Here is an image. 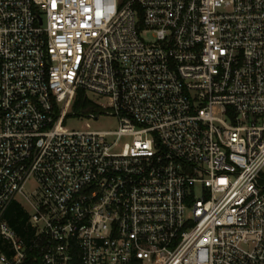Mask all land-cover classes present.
Listing matches in <instances>:
<instances>
[{"label": "built area", "instance_id": "built-area-1", "mask_svg": "<svg viewBox=\"0 0 264 264\" xmlns=\"http://www.w3.org/2000/svg\"><path fill=\"white\" fill-rule=\"evenodd\" d=\"M0 264H264V0H0Z\"/></svg>", "mask_w": 264, "mask_h": 264}, {"label": "rangeland", "instance_id": "rangeland-1", "mask_svg": "<svg viewBox=\"0 0 264 264\" xmlns=\"http://www.w3.org/2000/svg\"><path fill=\"white\" fill-rule=\"evenodd\" d=\"M89 97L93 99L95 98L91 94H89ZM65 125L67 128L74 131L83 130L89 127L91 131L113 132L118 129V118L105 115L100 116L97 120H91L88 117L70 118L65 122ZM36 189L37 184L31 179L24 185L23 193L25 196L29 197ZM16 200L21 202L28 212L32 211L22 195H17Z\"/></svg>", "mask_w": 264, "mask_h": 264}, {"label": "trees", "instance_id": "trees-1", "mask_svg": "<svg viewBox=\"0 0 264 264\" xmlns=\"http://www.w3.org/2000/svg\"><path fill=\"white\" fill-rule=\"evenodd\" d=\"M72 109L75 114L83 116L96 110V106L86 97L82 90H78ZM3 217L17 235L24 236L28 231L26 225L28 214L20 203L16 201L10 203Z\"/></svg>", "mask_w": 264, "mask_h": 264}]
</instances>
